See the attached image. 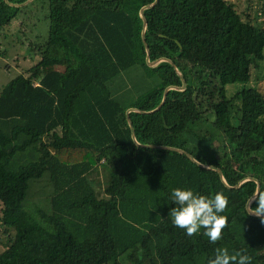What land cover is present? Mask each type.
Listing matches in <instances>:
<instances>
[{
    "label": "trees",
    "instance_id": "1",
    "mask_svg": "<svg viewBox=\"0 0 264 264\" xmlns=\"http://www.w3.org/2000/svg\"><path fill=\"white\" fill-rule=\"evenodd\" d=\"M25 1L0 0V29ZM153 1L46 0L37 61L0 87V264H207L216 248L264 264L245 208L253 179L248 206L264 194V86L244 85L252 68L264 80V27L232 0ZM126 116L136 142L169 148L136 145ZM178 187L228 197L220 241L173 226Z\"/></svg>",
    "mask_w": 264,
    "mask_h": 264
},
{
    "label": "rangeland",
    "instance_id": "2",
    "mask_svg": "<svg viewBox=\"0 0 264 264\" xmlns=\"http://www.w3.org/2000/svg\"><path fill=\"white\" fill-rule=\"evenodd\" d=\"M232 1L237 2L240 9L250 13L254 24L264 27V0ZM46 15V0H27L21 5L20 11L9 24L0 29V87L14 75L23 73L37 61L38 57L33 54L31 44L39 43L46 36L48 28ZM244 85L262 88L264 80L261 78L260 70L252 68L251 76ZM241 86L240 84L226 86L227 94L231 95ZM121 100L125 102L126 99ZM197 132L200 137L210 138L209 148L215 155L221 154L223 141L218 124L201 125ZM97 175L100 176L99 173ZM37 192L35 186L28 198L29 205L33 206L32 203H37L38 197L42 195L41 192L35 194ZM11 234V230L8 234L4 233L3 227L0 225V251L9 244L8 237ZM83 253L85 257H88L89 252L87 250H84Z\"/></svg>",
    "mask_w": 264,
    "mask_h": 264
},
{
    "label": "clouds",
    "instance_id": "3",
    "mask_svg": "<svg viewBox=\"0 0 264 264\" xmlns=\"http://www.w3.org/2000/svg\"><path fill=\"white\" fill-rule=\"evenodd\" d=\"M171 198L175 207L169 211L173 226L183 229L186 235L192 237L204 229L203 235L209 238L212 244L223 238V230L228 225L227 216L221 215L228 207V197L217 192L214 196H205L195 193L190 188H175ZM258 206L249 213L261 217L264 222V194L254 197ZM252 258L243 251L230 253L227 248H216L214 257L207 264H251Z\"/></svg>",
    "mask_w": 264,
    "mask_h": 264
},
{
    "label": "water",
    "instance_id": "4",
    "mask_svg": "<svg viewBox=\"0 0 264 264\" xmlns=\"http://www.w3.org/2000/svg\"><path fill=\"white\" fill-rule=\"evenodd\" d=\"M155 2H156V0H154L151 4L146 5V6H150V5H152L153 3H155ZM146 6H144V7H146ZM139 15H140V18H141V20H142V31H143L144 26H145V20H144V17H143V14H142L141 10H140V12H139ZM142 40H143V38H142ZM143 44H144V42H143ZM144 48H145V51L147 52V47H146L145 44H144ZM145 62H146L147 64H152V63H153L152 61H150V60L148 59V55L145 56ZM178 75H179L180 80H181V85L178 86V87H176V88H177V89H182V88L184 87V80H183L182 75H181L180 73H178ZM168 88H174V86H169V87H166V88L164 89V91H163V95H162V98H161V101L159 102V104H158L153 110H156V109H157V108L163 103V101H164V97H165V93H166V90H167ZM153 110H150L149 112H151V111H153ZM129 111H138V110H136V109H134V108H128V109H126V111H125V115H126V113H128ZM138 112H142V111H138ZM126 119H127V116H126ZM127 124H128L129 130H130V136H131L133 142H134L136 145H139V146H147V147L169 148V147H165V146H155V145H148V144H140V143L136 142L135 139H134V137H133L132 126H131V124H130V122H129L128 119H127ZM178 151L184 153L189 159H191L193 162H195V163L198 164L199 166L204 167V168H207V169H212V170L216 171V173L218 174V176H219L221 182H222L224 185H227V184L225 183V181L223 180V178H222V176H221V173H220V170H219L218 168H216V167H214V166H212V165H203V164H200V163H198V162H197V161H196L191 155H189L188 153H186V152H184V151H182V150H178ZM248 179H251V178H248ZM253 180H254L255 183H256L255 191H254V193L252 194V196H251V197L246 201V203H245V208H246V211H247L248 213H249V206H248V203H249L250 199H251V198H252V197L258 192V189H259V183H258V181L255 180V179H253ZM236 186H237V184L234 185L233 187H236ZM250 214H252V213H250ZM254 215H255V214H254Z\"/></svg>",
    "mask_w": 264,
    "mask_h": 264
}]
</instances>
